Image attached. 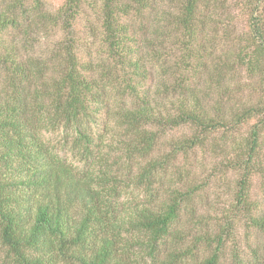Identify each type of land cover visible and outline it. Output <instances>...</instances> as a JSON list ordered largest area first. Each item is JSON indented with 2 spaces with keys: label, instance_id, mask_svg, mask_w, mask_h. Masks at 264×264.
<instances>
[{
  "label": "trees",
  "instance_id": "16d2710c",
  "mask_svg": "<svg viewBox=\"0 0 264 264\" xmlns=\"http://www.w3.org/2000/svg\"><path fill=\"white\" fill-rule=\"evenodd\" d=\"M62 1L0 0V264H264V0Z\"/></svg>",
  "mask_w": 264,
  "mask_h": 264
},
{
  "label": "rangeland",
  "instance_id": "374dc122",
  "mask_svg": "<svg viewBox=\"0 0 264 264\" xmlns=\"http://www.w3.org/2000/svg\"><path fill=\"white\" fill-rule=\"evenodd\" d=\"M63 4L62 0H46V9L50 11L51 13H55ZM86 17V16H84ZM85 20L83 18H80L77 22V25L72 33L73 37H78L83 40H85L87 44V37L84 35L86 25ZM58 41V34L55 33L52 35L51 32L49 33H40L37 35H33L31 39L27 40V43H29L28 50L30 52H34L35 54H42L44 56H50L51 52L55 49V45ZM33 54V53H32ZM46 138H48L51 142L54 144H59V142L62 140V135L59 133L57 134H47ZM65 155L71 162H75L76 160L72 157L71 153L68 151H65ZM211 186V188L208 190L207 194L205 195V201L208 202V206L211 209V212H213V218L216 219V222L223 221V218L225 219V214L227 212L228 206L231 204L232 196L231 192L227 191L222 183ZM258 185L255 189V197L257 199L261 198L263 195V191L260 185V181L257 182ZM254 198V197H253ZM245 223L239 222L235 223V226H231L232 230L231 232L227 233L226 241H225V251H224V260L223 264H235L233 262V253L234 250H242L243 253H245V256L248 257L249 263L252 264L253 260L249 257V250L246 249L248 244V237H250V234L247 230V226L244 225Z\"/></svg>",
  "mask_w": 264,
  "mask_h": 264
}]
</instances>
